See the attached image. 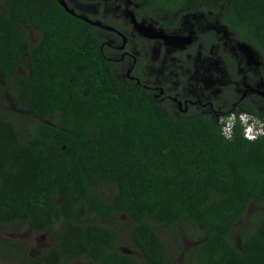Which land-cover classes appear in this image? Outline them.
I'll return each instance as SVG.
<instances>
[{
    "label": "trees",
    "instance_id": "obj_1",
    "mask_svg": "<svg viewBox=\"0 0 264 264\" xmlns=\"http://www.w3.org/2000/svg\"><path fill=\"white\" fill-rule=\"evenodd\" d=\"M227 3L224 23L258 54L264 77V0ZM0 77L18 110L0 112V228L31 226L52 245L31 258L4 236L3 256L169 264L182 254L183 264H264V135L248 140L236 119L227 136L211 113L177 115L142 84L120 81L97 29L58 0H0ZM236 100L229 96L223 112ZM235 110L264 123L249 101ZM123 218L138 256L123 253L103 223Z\"/></svg>",
    "mask_w": 264,
    "mask_h": 264
},
{
    "label": "flooded vegetation",
    "instance_id": "obj_2",
    "mask_svg": "<svg viewBox=\"0 0 264 264\" xmlns=\"http://www.w3.org/2000/svg\"><path fill=\"white\" fill-rule=\"evenodd\" d=\"M69 1L80 12L73 8L77 15L100 23L91 26L97 29L100 49L115 76L123 82L142 84L177 115L208 112L217 122L221 117L249 113L235 110L245 101L264 115L263 63L225 25L224 20L230 18L228 0H185L171 6L162 0ZM232 95L237 102L232 103L231 113H225L222 109L229 107ZM26 235L31 247L48 238L31 226ZM15 243L18 247L22 242ZM31 247V258L43 253ZM122 252L138 256L133 247ZM16 257L14 264H20Z\"/></svg>",
    "mask_w": 264,
    "mask_h": 264
},
{
    "label": "rangeland",
    "instance_id": "obj_3",
    "mask_svg": "<svg viewBox=\"0 0 264 264\" xmlns=\"http://www.w3.org/2000/svg\"><path fill=\"white\" fill-rule=\"evenodd\" d=\"M224 3H226V1H224ZM182 18H184V17H182ZM28 31L31 34L32 41L34 43L37 42L38 38H39V34L31 28H29ZM146 61L147 60L145 58H143V63L145 65H146V63H145ZM148 67H150L149 61H148ZM2 83H3V81H2V78L0 77V112L18 113V110L16 109V107L12 103L11 98L9 96L5 95V93H3ZM20 114L22 116L26 117V115L24 113H20ZM103 191L106 193H109L112 191V189H110L108 186H104ZM123 219H124L123 222H121L119 219H115L114 221H112V220L103 221V223L110 225V226H113V228L115 229V232L119 238L120 250L121 251H123V250L128 251L131 249L130 234H129V229L126 225L127 224V220H126L127 218H123ZM160 231H162V233L159 232V234L164 239L169 238V237L167 238V236L170 233V231L168 229H160ZM26 233H27V228L24 227L23 225H18V226L17 225H11V226H7V227L3 228V230H0V238L8 235V237H10L12 241L15 242L18 240V242L24 243L25 247H26V255L29 256L28 255V248L31 247V244L29 246L27 244L30 242L29 241L30 238H29V236L26 235ZM169 241H170V239H169ZM50 244H51L50 241L48 240V238H46L44 241L39 240L37 243H33L31 248L38 247V250H42L44 252L45 250H47L49 248ZM182 244H183V247H185L186 249L194 246V243H192L191 241H189L187 239H183ZM21 259H22L21 257L18 258L19 261ZM15 261H16V259L11 260L7 256H3V254L0 253V264H14ZM69 264H90V263L83 261V260H77V261L71 262ZM169 264H183L182 254L172 256Z\"/></svg>",
    "mask_w": 264,
    "mask_h": 264
},
{
    "label": "built area",
    "instance_id": "obj_4",
    "mask_svg": "<svg viewBox=\"0 0 264 264\" xmlns=\"http://www.w3.org/2000/svg\"><path fill=\"white\" fill-rule=\"evenodd\" d=\"M236 119H238L240 124L244 127V136L248 140L253 141L264 135V123L247 113H241L239 115L233 114L230 117H221L218 119L217 123L222 124V122H226L224 133L230 136L231 127ZM251 120H253L252 125L250 124Z\"/></svg>",
    "mask_w": 264,
    "mask_h": 264
},
{
    "label": "water",
    "instance_id": "obj_5",
    "mask_svg": "<svg viewBox=\"0 0 264 264\" xmlns=\"http://www.w3.org/2000/svg\"><path fill=\"white\" fill-rule=\"evenodd\" d=\"M60 5L62 7L65 8V10L70 13L71 15L75 16V17H78L79 19L83 20V21H86L88 24L90 25H93V26H100V23H93L91 21H89L87 18L83 17V16H80V15H77L72 9L69 8L66 0H58Z\"/></svg>",
    "mask_w": 264,
    "mask_h": 264
},
{
    "label": "clouds",
    "instance_id": "obj_6",
    "mask_svg": "<svg viewBox=\"0 0 264 264\" xmlns=\"http://www.w3.org/2000/svg\"><path fill=\"white\" fill-rule=\"evenodd\" d=\"M247 114H249V113H247ZM250 115H251V114H250ZM253 117H254V116H253ZM254 118H255V119H258V118H256V117H254ZM258 120H259V119H258ZM252 121H253V120H251V123H250L251 125H252ZM260 121H261V120H260ZM243 128H244V127H243ZM223 130H224V127H223Z\"/></svg>",
    "mask_w": 264,
    "mask_h": 264
}]
</instances>
